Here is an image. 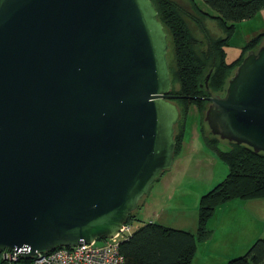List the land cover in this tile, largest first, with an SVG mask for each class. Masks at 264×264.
<instances>
[{
	"label": "water",
	"instance_id": "95a60500",
	"mask_svg": "<svg viewBox=\"0 0 264 264\" xmlns=\"http://www.w3.org/2000/svg\"><path fill=\"white\" fill-rule=\"evenodd\" d=\"M167 52L150 0H0V252L127 223L174 159ZM205 99L213 136L264 153V44Z\"/></svg>",
	"mask_w": 264,
	"mask_h": 264
},
{
	"label": "trees",
	"instance_id": "16d2710c",
	"mask_svg": "<svg viewBox=\"0 0 264 264\" xmlns=\"http://www.w3.org/2000/svg\"><path fill=\"white\" fill-rule=\"evenodd\" d=\"M150 1L167 34L168 49L172 48L174 56L173 68L169 65L172 82L170 94L177 96L172 102L178 106L181 114L175 126L176 154L183 139L184 120L189 106H197L202 123L206 124L204 113L209 103L205 98L222 96L228 80L243 58L263 44L264 31L245 42L237 58L231 62L226 60L225 48L229 46L236 24L263 14L264 0H202L215 14L200 10L193 0H187L191 13L174 0ZM206 19L215 21L225 37L211 38L204 24ZM188 22L204 35V50H199ZM206 128L207 134L203 127L201 130L206 146L226 165L228 173L201 197L196 234L153 222L146 223L120 242L124 264H191L197 240L204 241L210 237L208 222L220 206L239 200L264 202V153H255L245 145L221 140L210 133L207 125ZM222 143L227 144V149H222ZM140 206L141 203L137 210ZM136 211L130 214L126 224L138 221ZM245 252L225 264H264V237L257 238Z\"/></svg>",
	"mask_w": 264,
	"mask_h": 264
},
{
	"label": "rangeland",
	"instance_id": "374dc122",
	"mask_svg": "<svg viewBox=\"0 0 264 264\" xmlns=\"http://www.w3.org/2000/svg\"><path fill=\"white\" fill-rule=\"evenodd\" d=\"M174 1L185 11L191 13L187 0ZM193 1L200 10L215 14L202 0ZM204 24L211 38L225 37L222 29L215 21L206 19ZM188 26L199 45V50H204L206 48L204 35L192 23L188 22ZM263 31L264 13L251 20L237 23L229 40V46L225 48L226 60L231 62L237 58L245 42ZM166 59L168 65L173 68L172 48L168 49ZM175 89H177V85ZM184 121L183 139L180 149L174 156L172 167L151 185L148 194L141 199V206L136 211L138 221H131L127 224L130 232L139 226L153 222L168 228L188 231L195 235L201 197L219 184L228 173L226 165L206 146L201 131L203 127L207 134L206 124L202 123V116L195 104L189 106ZM221 147L225 150L227 144L222 143ZM233 202H239V204H229L231 208L227 210V213H225L226 210H218L217 212L219 215H223L226 221L223 223L224 226L219 221L217 222L215 214L211 218L212 220L210 219L208 222L207 229L211 233L208 241H199L196 236L198 242L191 264H209V262L210 264H225L224 261L220 260V257L223 256L222 252H228L232 248L235 238L239 239L238 249H240V241L244 242L243 240H246L249 235V239H252V233L255 231L259 220L262 221V216L264 218V203L257 206L258 201L240 202L239 200ZM225 215H228V218L238 215L239 221H236V225L245 221L244 231L237 232V229L231 228L228 231L225 225L228 226L229 221L226 220ZM230 224L235 226L231 221ZM250 228L252 229L250 230ZM122 238L120 237L119 240ZM98 241L95 242L96 245H98Z\"/></svg>",
	"mask_w": 264,
	"mask_h": 264
},
{
	"label": "built area",
	"instance_id": "2783aa9c",
	"mask_svg": "<svg viewBox=\"0 0 264 264\" xmlns=\"http://www.w3.org/2000/svg\"><path fill=\"white\" fill-rule=\"evenodd\" d=\"M126 234V235H125ZM131 234L124 224L119 232L102 245L83 244L74 247H60L50 252L35 253L24 258L20 251H4L0 254L2 264H124L120 253V242ZM120 237H123L119 240Z\"/></svg>",
	"mask_w": 264,
	"mask_h": 264
},
{
	"label": "crops",
	"instance_id": "0c3cea01",
	"mask_svg": "<svg viewBox=\"0 0 264 264\" xmlns=\"http://www.w3.org/2000/svg\"><path fill=\"white\" fill-rule=\"evenodd\" d=\"M259 202V201H258ZM264 202H259L258 204L257 203H255V204H257V206H259V205H262ZM229 204H234V205H238L239 204V202H237V203H234V202H230V203H228V204H225V205H223V206H220L217 210H216V213H215V219L217 220V222L219 221L220 222V224L221 225H223V223L224 222H226L225 221V219L223 218V215L222 214H218L217 212H218V210H226V212L225 213H227V210L229 209V208H231L230 206H229ZM225 218H226V220H228L229 221V223H228V226L227 225H225V227L228 229V231L230 230V228L231 229H237V232L238 231H241V232H243L244 231V227H245V221L244 222H242L240 225L238 224V225H236V221L238 220V215L237 216H231V218H228V215H225ZM212 220V219H211ZM230 221L231 222H233L234 223V225L235 226H233V224H230ZM239 221V220H238ZM149 223H152V222H149ZM158 224V223H157ZM161 225V224H160ZM163 226V225H162ZM224 226V225H223ZM138 228V227H137ZM253 228V227H252ZM252 228H250V230L252 229ZM255 231L252 233V239L250 238L249 239V237H250V235L246 238V240H243L244 242H241L240 241V249H238L239 247V239H237V238H235V240H234V242H233V244H232V248L228 251V252H222V254H223V256L222 257H220V260H222V261H224V263H226L229 259H231V258H233L234 256H236L237 255V253H238V256L239 255H242L246 250H247V248H248V246H250L257 238H262V237H264V218H263V216H262V221L261 220H259V222H258V224H257V227L254 229ZM134 231V230H133ZM132 231V232H133ZM131 232V233H132ZM214 235V234H213ZM123 240V239H122ZM121 240V241H122ZM104 241L105 240H99L98 241V245H102L103 243H104ZM207 241H208V239H207ZM250 241V242H249ZM223 242V241H222ZM194 259V258H193ZM193 261V260H192ZM0 264H2V260H1V257H0ZM209 264H210V262H209Z\"/></svg>",
	"mask_w": 264,
	"mask_h": 264
}]
</instances>
